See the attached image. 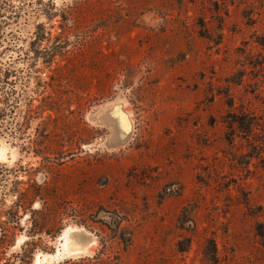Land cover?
<instances>
[{"label":"rangeland","instance_id":"1","mask_svg":"<svg viewBox=\"0 0 264 264\" xmlns=\"http://www.w3.org/2000/svg\"><path fill=\"white\" fill-rule=\"evenodd\" d=\"M73 228L53 264H264V0H0V264Z\"/></svg>","mask_w":264,"mask_h":264},{"label":"bare ground","instance_id":"2","mask_svg":"<svg viewBox=\"0 0 264 264\" xmlns=\"http://www.w3.org/2000/svg\"><path fill=\"white\" fill-rule=\"evenodd\" d=\"M115 105L114 106L112 105L113 111H114L113 107H115ZM110 111H108V114L111 113ZM120 111L121 110H119L118 112ZM126 111L124 113H126ZM125 115H123L122 113H113L111 114V116H109V118L111 119L113 123L114 132H116V135H118L119 136L118 138L120 139L124 137L127 131V128H128V119L126 118ZM80 230L84 232L85 228H81ZM62 235H63V240H64L62 243V249L58 250L54 254L44 253L40 255L39 257L37 256L36 264H53L54 262L59 261L60 258L64 257V255H73V254H78L80 252L82 253L83 251H86L89 247V242H90L89 239L85 235L77 232L74 228L64 230Z\"/></svg>","mask_w":264,"mask_h":264},{"label":"water","instance_id":"3","mask_svg":"<svg viewBox=\"0 0 264 264\" xmlns=\"http://www.w3.org/2000/svg\"><path fill=\"white\" fill-rule=\"evenodd\" d=\"M115 101V100H114ZM114 101H110V102H108V103H106V105H104L103 107L105 108H108V107H111L112 105H114L115 103H113ZM116 101H123L124 103H126V101L125 100H123L122 98H120V99H118V100H116ZM118 103V102H117ZM127 116H128V128H127V131H126V133H125V135H124V137H122L121 139H119V140H116V141H114V142H112V143H110V144H107V146L109 147V148H117V147H119V146H122V145H124V144H126L129 140H130V138L132 137V134H133V131H134V122H133V118H132V116H131V112H130V110H128V112H127ZM96 117V116H95ZM94 116L93 117H91V118H95ZM77 232H79L80 234H83V235H85L88 239H89V241H90V243L91 244H93L94 243V239H93V237H92V235H90V233H88V232H83L82 230H78V229H75ZM88 251V249L86 250V251H83V252H87ZM81 253V252H80Z\"/></svg>","mask_w":264,"mask_h":264}]
</instances>
